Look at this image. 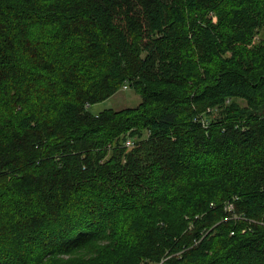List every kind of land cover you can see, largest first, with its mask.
I'll use <instances>...</instances> for the list:
<instances>
[{"label":"trees","instance_id":"trees-1","mask_svg":"<svg viewBox=\"0 0 264 264\" xmlns=\"http://www.w3.org/2000/svg\"><path fill=\"white\" fill-rule=\"evenodd\" d=\"M0 264H264V0H0Z\"/></svg>","mask_w":264,"mask_h":264},{"label":"rangeland","instance_id":"rangeland-1","mask_svg":"<svg viewBox=\"0 0 264 264\" xmlns=\"http://www.w3.org/2000/svg\"><path fill=\"white\" fill-rule=\"evenodd\" d=\"M212 20L215 21L214 16L212 17ZM139 101H140V96L133 89L121 88L116 93H114L112 96H110L109 98L90 105L88 107V109L92 113H98L99 111L106 109V108H112V109L118 110V109L125 108V107L136 106V104ZM228 102L229 101H226V103H228ZM245 104H246L245 102H242V105H245ZM223 107H224L223 105L218 106V108L215 109V111L217 113H220L222 111ZM83 211H86V210H81L80 212L84 213V214L80 215L77 213L72 218L73 222L71 223V226L76 224V227H78L80 225V223L86 222L84 219L88 216V214L86 212H83ZM71 226L68 227V230H69L68 232H71L70 230H73V228ZM16 245H21V244L17 242V243H15L14 247Z\"/></svg>","mask_w":264,"mask_h":264},{"label":"built area","instance_id":"built-area-1","mask_svg":"<svg viewBox=\"0 0 264 264\" xmlns=\"http://www.w3.org/2000/svg\"><path fill=\"white\" fill-rule=\"evenodd\" d=\"M123 87H124V89H125V88H127V86H126V85H124ZM126 144H127V145H129V144H130V142H129V141H127V142H126ZM227 206H228V209H232V205H231V204H229V205H227Z\"/></svg>","mask_w":264,"mask_h":264}]
</instances>
